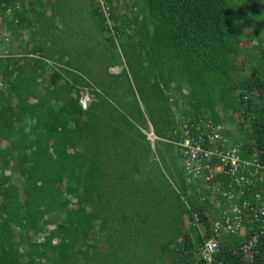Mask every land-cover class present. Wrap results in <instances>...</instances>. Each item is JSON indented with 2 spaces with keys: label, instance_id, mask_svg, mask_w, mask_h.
<instances>
[{
  "label": "trees",
  "instance_id": "trees-1",
  "mask_svg": "<svg viewBox=\"0 0 264 264\" xmlns=\"http://www.w3.org/2000/svg\"><path fill=\"white\" fill-rule=\"evenodd\" d=\"M18 1L21 11L12 7L13 0H0V17L10 9L5 23L16 40H22L23 31L27 32L25 51L20 53L56 61L63 69L51 73L44 62L35 59L24 60L21 66L0 62V79L6 86L5 95L0 97V264H35L44 260L49 264H94L87 250L79 251L78 258L74 244L79 233L87 237L98 221L100 230L105 224L113 196L104 170L105 149L121 146L122 128L127 133L133 130L127 118L140 128L150 124L157 137L176 147L180 119L206 117L221 124L217 107L221 112L242 113L248 126L241 142L234 141L235 145H240L244 159L255 156L264 163V38L256 40V64L248 76L240 82L232 79L239 68L235 60L243 53L240 42L260 35L264 0H240V6L236 0H134L139 16L130 23L136 31L135 41L122 30L124 24L118 23L116 1L103 0L108 19L119 25L113 29L125 41L120 42V55L112 57L111 65H123L125 69L113 79L119 83L118 88L127 86L129 102L117 99L126 116L100 97L98 82L81 83L83 79L76 74L80 71L74 61L77 49L61 37L64 0H32L28 9L23 8L25 0ZM103 23L104 20L100 22L102 33L112 32ZM251 29L254 31L248 34ZM111 37L107 42L115 49V37ZM62 72L66 74L64 79ZM46 74H50L47 80ZM129 77L136 82L133 88ZM89 84L99 103L93 102L83 110L80 87H90ZM48 86L51 91H44ZM183 87L187 92L178 97ZM106 89L114 91L111 83L106 84ZM237 91L240 92L236 95ZM60 96L64 104L57 108L54 102ZM137 134L139 139L145 138ZM125 151L131 153L130 148ZM125 151L123 155L127 154ZM12 165L23 179L22 203L18 189L3 175L4 169ZM125 178L122 175L116 180L122 182ZM255 181V188L245 196L252 202L254 193L264 200V172ZM179 184L187 202L181 205L182 214L188 218L189 227L187 232L178 234L179 242L172 237L160 246L158 259L169 254L168 264H201L197 250L211 234L208 203L205 198L188 197L185 181ZM53 215H62L64 220L44 233ZM134 215L140 217L138 212ZM194 216L203 235L193 226ZM138 221L146 224V220ZM12 226L20 230L18 234ZM250 230L247 225L244 239ZM40 233L45 234L43 241H33ZM16 239L26 244V253L19 251ZM242 239L223 238L215 255L216 263L264 264V235L250 261L238 252ZM53 240H58L54 246Z\"/></svg>",
  "mask_w": 264,
  "mask_h": 264
},
{
  "label": "rangeland",
  "instance_id": "rangeland-1",
  "mask_svg": "<svg viewBox=\"0 0 264 264\" xmlns=\"http://www.w3.org/2000/svg\"><path fill=\"white\" fill-rule=\"evenodd\" d=\"M29 1L32 0H25L24 9L30 7ZM56 1L60 2V0ZM115 1L119 10L117 14L120 21L118 23L124 24L122 30L127 32L131 40L135 41L136 31L130 25L133 17H139L133 5L134 0ZM50 3H55V0ZM236 3L240 6L241 2L236 0ZM114 6L116 5L114 4ZM62 8L64 20L61 25L63 31L61 37L66 42L72 43V47L77 49V57L74 58V61L82 72H76L83 79L81 83L97 84L98 82L97 92L100 97L121 115L126 116L119 109L120 103L118 100H122L123 103L129 102V95L126 91L127 86L118 88L119 83H114L113 79V77L120 74L122 69H125L123 65L122 68L119 65L116 67L111 65L113 63L112 57H116V54L119 57L120 42L124 41L123 37L118 36L113 29L114 26L119 25H115L114 22L108 19V9L103 0H64ZM34 9L41 12L39 7H34ZM102 20H104V26L109 27L112 32L102 33L100 26ZM63 24L67 25L66 28ZM252 31L254 30H247V33L251 34ZM259 34V36L254 35L252 40H242L240 42L243 53L235 60L239 64V68L232 74L233 81H243L253 68L252 65L256 64L257 51L254 50V46L257 39L263 40L264 38V25L259 28ZM112 35L115 37L113 38L115 49L109 47L110 44L107 42L112 39ZM27 40L28 34L23 31L22 40H16L12 37L10 46L13 50L23 53L25 51L24 44ZM60 74L64 79L66 74L63 72ZM107 83L112 84L114 91L106 89ZM133 83L136 85L135 80L132 82L129 77V84L132 88ZM44 85L43 83V87H45ZM51 89V86H48V88L43 90L48 92ZM94 90L91 85L86 88L80 87L79 100L86 108L93 102L99 103V100H96L91 94V91ZM186 92V88L183 87L182 93L180 92L177 95L179 97V95L182 96ZM239 92L237 91L235 94L237 95ZM62 97H58L59 99L54 102L57 108L64 104ZM220 109V107H217L219 119L222 121L221 124L226 128L227 139L232 145H235L234 141L241 142L243 133L248 126L247 121L243 119L242 113L237 114V112H232V110L221 112L222 110ZM54 110L56 109L54 108ZM127 119L133 126V130L127 133L122 128L124 136L121 146L115 145L112 149L109 147L105 149L107 153L106 158L104 157V170L111 181L113 191L111 207L105 213V224L100 230L101 223L98 221L87 237H83L79 233L76 237L77 242L74 244V253L80 258L79 251L87 250L88 257L93 258L94 264H168L169 254H164L162 258L158 259L160 246L166 245L172 240V237H176V241L179 242L181 237L178 234L181 235L183 232H187L189 227V220L186 216H183L181 207L187 202L179 189V183L186 181L182 161L178 149L171 144H167V141L151 142L146 141L145 138L139 139L137 133L146 136V131L149 130L148 123L140 128L139 125L134 123L133 119ZM129 148L131 153L125 151ZM124 151L127 153L124 154L125 156L123 155ZM18 171L19 169L15 165L8 166V168L4 169L3 175L9 177L11 180L10 185L18 189L19 203H22L20 192L23 179ZM120 175H125L126 177L122 182L116 180V177ZM185 185L187 186L186 195L188 197L190 196L194 199L205 198L208 206L211 204L220 205L216 197L203 192L199 193L190 184L185 183ZM61 189L63 190V188ZM74 203V201L71 202L72 206H74ZM136 212L140 214L139 218L134 215ZM145 215L147 216L146 219ZM138 219L146 220V224L139 223ZM49 220L50 225L45 228L44 233L52 231L56 225L63 222L64 218L62 215H53ZM177 221H181V224L179 225L180 222L178 223ZM12 229L16 234L20 231L14 226H12ZM44 233L34 237L33 241L41 243L44 239ZM30 235L31 232H29ZM16 243L19 251L22 254L26 253V244L20 243L17 239ZM57 243L58 240H53L52 245L54 246ZM35 264L49 263L44 260Z\"/></svg>",
  "mask_w": 264,
  "mask_h": 264
},
{
  "label": "built area",
  "instance_id": "built-area-1",
  "mask_svg": "<svg viewBox=\"0 0 264 264\" xmlns=\"http://www.w3.org/2000/svg\"><path fill=\"white\" fill-rule=\"evenodd\" d=\"M12 7L23 10L18 0H13ZM10 12L8 9L0 17V62L11 61L21 66L24 60L35 59L44 62L51 72L57 73L63 69L61 65L45 61L37 55L12 50V32L5 23ZM14 23L17 24V21ZM5 89L6 86L0 79V97L5 95ZM79 103L83 109L86 108L81 101ZM177 129L178 141L175 146L182 161L185 183L195 187L199 193L216 197L224 207L221 215L211 223L210 236L198 247L199 262L217 264L215 255L223 237L243 238L238 252L248 261L252 260L255 247L264 235V200L259 193H254V202L247 200L245 196L255 188V177L264 172V163H259L255 156L244 159L239 146L232 145L227 139L225 128L209 118H182ZM147 136L150 141L156 140L152 131ZM247 225L251 226V230L249 237L244 239ZM193 226L203 235L196 216Z\"/></svg>",
  "mask_w": 264,
  "mask_h": 264
},
{
  "label": "crops",
  "instance_id": "crops-1",
  "mask_svg": "<svg viewBox=\"0 0 264 264\" xmlns=\"http://www.w3.org/2000/svg\"><path fill=\"white\" fill-rule=\"evenodd\" d=\"M50 62H52V63H56V64H58V62H56V61H50ZM50 73V72H49ZM51 73H53V72H51ZM50 73V74H51ZM50 74H46V76H45V79L47 80L48 78H49V76L48 75H50ZM38 106H39V103L37 104ZM40 107V106H39ZM176 120H179V115H176ZM149 126H148V129L149 130H147L146 132H147V134H146V136L152 131V133L154 134V132H153V130H152V128H151V125L150 124H148ZM177 125V124H176ZM149 132V133H148ZM145 136V139H146V141H150L149 139H147L148 138V136L146 137ZM154 136H155V138H156V140L155 141H166L165 139H162V138H159V137H157L155 134H154ZM155 141H151V142H155ZM238 146H240V145H238ZM121 177V175L120 176H118V177H116V179L117 178H120ZM220 203V205L219 206H215V205H212L211 203V205L210 206H208V208H207V212H208V215L211 217L210 218V220L211 221H213V219H215L216 217H219L220 215H221V212L223 211V209H224V207H223V203H221V202H219ZM210 207V208H209ZM215 216V217H214ZM214 217V218H213ZM223 238H225V237H223ZM222 238V239H223ZM221 239V240H222Z\"/></svg>",
  "mask_w": 264,
  "mask_h": 264
},
{
  "label": "clouds",
  "instance_id": "clouds-1",
  "mask_svg": "<svg viewBox=\"0 0 264 264\" xmlns=\"http://www.w3.org/2000/svg\"><path fill=\"white\" fill-rule=\"evenodd\" d=\"M222 125V124H221ZM223 126V125H222ZM224 127V126H223ZM225 128V127H224ZM228 131V130H227ZM225 132H226V128H225ZM232 134V133H231Z\"/></svg>",
  "mask_w": 264,
  "mask_h": 264
}]
</instances>
